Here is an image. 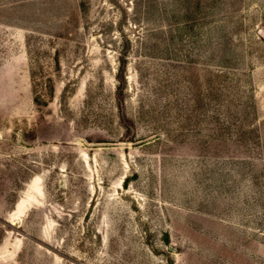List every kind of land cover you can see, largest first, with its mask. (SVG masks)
Instances as JSON below:
<instances>
[{
	"label": "rangeland",
	"instance_id": "obj_1",
	"mask_svg": "<svg viewBox=\"0 0 264 264\" xmlns=\"http://www.w3.org/2000/svg\"><path fill=\"white\" fill-rule=\"evenodd\" d=\"M0 264H264V0H0Z\"/></svg>",
	"mask_w": 264,
	"mask_h": 264
},
{
	"label": "trees",
	"instance_id": "obj_2",
	"mask_svg": "<svg viewBox=\"0 0 264 264\" xmlns=\"http://www.w3.org/2000/svg\"><path fill=\"white\" fill-rule=\"evenodd\" d=\"M124 65H125V58H124V54H120L119 55V60H118V64H117V68L115 71V78L117 80L116 85H115V99H116V104L118 106L119 109V117L122 123H125V118L121 112V89L124 83V75H123V70H124Z\"/></svg>",
	"mask_w": 264,
	"mask_h": 264
},
{
	"label": "water",
	"instance_id": "obj_3",
	"mask_svg": "<svg viewBox=\"0 0 264 264\" xmlns=\"http://www.w3.org/2000/svg\"><path fill=\"white\" fill-rule=\"evenodd\" d=\"M82 140L88 145H96V144H106V143H108V142H87L83 138H82ZM127 142L128 141H123L122 143H127Z\"/></svg>",
	"mask_w": 264,
	"mask_h": 264
}]
</instances>
